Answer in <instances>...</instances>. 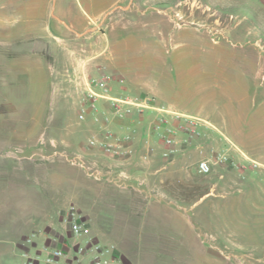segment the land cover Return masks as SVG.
<instances>
[{
  "label": "rangeland",
  "instance_id": "1",
  "mask_svg": "<svg viewBox=\"0 0 264 264\" xmlns=\"http://www.w3.org/2000/svg\"><path fill=\"white\" fill-rule=\"evenodd\" d=\"M113 1L57 0L64 22L79 24ZM41 47L56 55L38 57V40L0 42V143L62 152L79 178L77 207L102 231L87 233L93 241L105 242L113 175L135 196L131 209L160 215L152 231L143 218L125 226L128 264H264V0H119L82 36ZM102 75L110 96L149 105L119 102L121 116L98 97L81 112ZM107 132L123 158L100 145ZM165 135L176 140L168 157Z\"/></svg>",
  "mask_w": 264,
  "mask_h": 264
},
{
  "label": "crops",
  "instance_id": "2",
  "mask_svg": "<svg viewBox=\"0 0 264 264\" xmlns=\"http://www.w3.org/2000/svg\"><path fill=\"white\" fill-rule=\"evenodd\" d=\"M118 1L114 0L108 6L101 7L97 15L87 16L79 24L64 22L57 0H0V42L13 45L38 40L40 49L35 51L38 57L42 53L52 57L56 53L41 49V45L47 44L49 36L58 37L65 32L82 36L90 27V19L107 12ZM168 106L173 105L169 103ZM219 131L225 138H229L225 131ZM62 155L58 149L49 152L46 143L11 149L2 148L0 143V264H26L25 252L40 250L42 246L65 250L74 259L73 264H88L89 258L77 252L81 239L75 237L72 231L70 207L77 208L89 227L88 233L99 236L102 231L98 229L97 232L99 223L95 219L90 225L91 213L85 217L77 207L79 178L78 175L74 178L73 175L65 174V169L69 168L63 162ZM113 170L117 171L116 168ZM110 176L111 184L103 195L107 215L103 220L104 245L110 247L111 255L128 264L134 258L127 249L128 244L132 245L131 239L128 238L126 243L123 237H128L129 233L125 226L130 224V220L143 218L147 220L145 226L152 231L159 224L157 220L160 215L153 211L139 213L131 209L134 207L131 199H135V196L130 190L117 187L125 183L121 177L117 179ZM65 183L71 184L70 191L64 188Z\"/></svg>",
  "mask_w": 264,
  "mask_h": 264
},
{
  "label": "built area",
  "instance_id": "3",
  "mask_svg": "<svg viewBox=\"0 0 264 264\" xmlns=\"http://www.w3.org/2000/svg\"><path fill=\"white\" fill-rule=\"evenodd\" d=\"M98 97L110 99L115 102V110L119 115H123L125 110L119 102L133 103L143 106H148L150 99L144 103L133 102L121 98H115L109 95V83L106 75L98 76L92 79L87 86V96L85 101L81 103V112H85L87 107L95 108ZM190 123H194L192 120ZM189 126V125H188ZM186 126V127H188ZM91 143H96L97 140L91 139ZM164 142L166 144L163 155L168 157L175 152L176 140L171 135H165ZM100 145L111 159H121L127 154V148L123 144L121 138L115 133L107 132L104 139L99 141ZM146 157V155H145ZM199 170L207 173L211 170V165L207 160H202L199 163ZM70 217L72 219L71 228L75 237L80 238L77 252L79 255L88 257V264H125L119 257L111 255V249L108 245H103L99 242L93 241L88 235L89 227L86 222L82 220L75 206H71ZM30 240V239H29ZM26 264H73L74 259L70 254L61 248H50L42 246L40 250L34 252H25ZM108 255V256H107Z\"/></svg>",
  "mask_w": 264,
  "mask_h": 264
}]
</instances>
